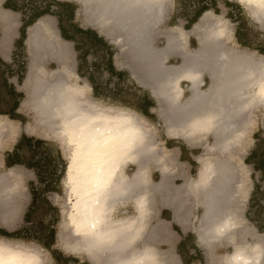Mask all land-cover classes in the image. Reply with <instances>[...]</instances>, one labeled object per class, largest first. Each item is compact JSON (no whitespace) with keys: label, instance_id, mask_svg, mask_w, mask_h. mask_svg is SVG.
I'll return each instance as SVG.
<instances>
[{"label":"bare ground","instance_id":"1","mask_svg":"<svg viewBox=\"0 0 264 264\" xmlns=\"http://www.w3.org/2000/svg\"><path fill=\"white\" fill-rule=\"evenodd\" d=\"M78 1L91 23L101 25L121 49L133 77L152 91L171 136L193 141L203 132L213 135L205 155L197 156L200 169L196 179L178 189L193 186L208 190L204 219L211 226L218 225V242L234 245V250L222 257L227 264H264V238L259 237L247 250L240 240L249 229L240 224L241 214L235 209L246 188L240 149H244L255 110L264 108V56L231 45L229 22L210 12L191 32L178 27L158 31L171 9V0ZM239 1L264 28L260 0L251 4ZM12 14L0 13L3 52L18 25ZM193 32L200 44L192 51L187 40ZM159 36L166 39L162 48L155 46ZM27 46L31 64L26 102L37 112L39 123L53 130L68 152L67 200L59 234L66 249L90 253L99 264H170L165 253H155L148 241H143L138 251L124 252L129 246L123 241L125 235L148 230L153 194L157 192L164 203L172 202L175 195L168 179L177 167L159 147L148 119L129 109L104 107L89 98L88 87L72 79L70 46L59 37L51 17L40 18L30 28ZM46 55L61 65L52 71L51 78L43 68ZM172 56L182 62L169 64ZM206 72L211 83L204 89ZM184 81L189 82L191 92L185 100ZM8 123L0 119V144L3 135L13 134ZM215 152L218 160L213 157ZM152 164L162 174L155 184L150 181ZM129 165L136 167L132 175L126 173ZM10 172L0 175L1 222L7 228L10 220L16 219L13 200L19 193ZM130 198L136 201V214L115 217L117 206ZM97 238H102V243H95ZM0 244L28 248L3 238ZM30 250L38 254L40 264H48L37 249Z\"/></svg>","mask_w":264,"mask_h":264},{"label":"crops","instance_id":"2","mask_svg":"<svg viewBox=\"0 0 264 264\" xmlns=\"http://www.w3.org/2000/svg\"><path fill=\"white\" fill-rule=\"evenodd\" d=\"M29 1L30 0H2L1 3L0 13L3 10L13 13V18L18 22V25L12 31L10 44L4 52L0 46V97H2L4 101L3 103H0V118L7 119V121L14 123L24 122V116H22L20 109L22 107V102L25 99V95L23 92L16 89L14 81L17 80L21 84L25 78H27L26 76L30 69L31 58L29 59L30 53L27 46L29 30L44 16L56 19L57 25H55L58 35L62 40L68 42L71 49V57L73 54L75 56L76 74L80 78L87 80L92 91V100L98 103L105 102L110 104L107 106H117L118 108L129 109L147 118L151 128L154 129L156 140L159 144L163 145L160 148L165 149L166 153L168 152V156L172 158L170 160V162L172 161L171 165L177 167L175 174L171 175L168 179L169 186L173 187L172 193L175 194L173 196L174 200L172 202L164 203L157 192L153 194L154 201L150 209V219L148 220L146 227L148 230L145 233L140 232L134 235H125L123 241H125V243L128 242L129 246L128 248L127 246L125 247L124 252L138 251L142 247L143 241H148L150 247L155 253L159 255L162 252L165 253L170 264H226L227 260L225 258L222 259V257L227 256L232 251H224L221 249L219 246L221 242H218V225L213 224L211 226V224L204 219L207 207L205 197L208 190L206 188H194L193 186L183 190L178 189L184 184L190 183L196 179L199 172L195 171L199 163L197 156L200 155L195 153V151L190 150V146L186 142L187 139L183 136H171L169 132V135L167 133H158L157 130L158 127L161 126V123L158 120L151 119L155 109L160 108L158 100L154 97V94L149 88L144 87L137 82L129 68L128 70L131 74L128 70L119 66L117 58L118 53L115 50V46H118L115 45L113 41H108L94 28L84 27L78 24L76 18L78 6L76 2L64 0H42L35 4H29ZM203 7L206 9L198 18V21L188 28L199 9ZM222 7L230 10L227 20L229 19L233 21L235 19L233 10H240L241 6L234 4L230 0H202V3L199 7L197 6L191 19L187 20L184 30L193 31L195 26L201 22L207 12L213 13L214 15H220ZM173 10L174 0L172 10L168 15L165 24L170 21V25L175 26V23L173 22ZM171 15H173V17ZM0 25L1 42L3 32L1 20ZM191 28L193 29L191 30ZM22 29H25V35L23 34ZM192 35L196 34L193 32L188 37L187 43L189 50H191L190 41L192 40ZM235 37L238 46L249 51L252 50L253 52H259L260 56H264V53H262L264 52V45L262 47H255L249 44L245 38L247 37V34L242 28L238 27L236 29ZM15 50H20L25 58L21 63L17 61L18 65H20V69L17 71L14 70L16 55L13 51ZM91 59L93 61H91ZM181 62L182 60L178 56H172L169 60V63L174 65ZM50 63H55L57 67L61 66L59 65V62H56L53 58L47 55L43 65L48 66ZM57 67H46V69L48 72H52L56 70ZM206 77H209L211 83V77L206 72L204 74V89L210 85V83H207ZM127 82H132L139 92L144 91L146 93L144 94V97L146 98L142 99L140 105L136 106L125 100L124 95L127 92ZM182 84L185 90V99L187 96L189 97V95H187V92H190L188 86L189 82L184 81ZM45 127L49 129L48 126L45 125ZM166 129L168 130L167 126ZM204 134L213 137L209 132H203L201 135ZM54 136L59 138L56 135ZM178 139H181L183 142L181 143ZM14 153L22 155L23 161L10 168L25 166L27 169L33 170L39 182L44 186L42 191L43 194L61 193L63 191L61 188L65 182L68 160L65 157L61 144L57 140H52L43 136L36 137L24 132L15 142L13 149L6 153L5 162L7 157L13 156ZM213 157L218 160V152L213 153ZM242 160L244 164L242 161L241 163L243 165L250 166L252 172L255 175H259L262 179L261 181L257 180V182L254 183L248 201L246 202L247 210L244 216L253 227V229H249V234L247 236L254 235L257 237H263L264 131L261 132L258 130L254 133L252 147ZM63 165H65L64 171ZM129 166L126 168L127 174ZM151 166H154L155 168L154 171L150 170V181L152 184H155L161 180L162 174L154 164ZM153 191L158 190L154 189ZM179 193H181V195H179ZM244 193L245 189L241 193V201L239 200L235 203V209L240 214V207L243 202ZM196 195H200L201 197V201H199L198 204L195 200ZM126 205L130 206L127 207ZM131 205H134L132 208L133 211L125 212V215H121V212L123 210L127 211L132 207ZM136 212V201L133 198H130L117 206L115 209V217L133 216ZM25 215L24 222L30 224L25 221ZM1 223L2 222H0V238L16 242H35L44 249H47L53 255L57 264H99L97 260H93L90 253L72 251L70 254H64L55 250L58 242L57 233L54 243L44 245L38 243L36 239H26V236L29 235H26L24 232L19 239L2 235L3 231L8 233L12 232L8 231L5 226H2L3 224L1 225ZM228 247L232 248L233 245L228 243ZM96 252L98 253V251ZM80 255L85 256L86 260H83Z\"/></svg>","mask_w":264,"mask_h":264},{"label":"rangeland","instance_id":"3","mask_svg":"<svg viewBox=\"0 0 264 264\" xmlns=\"http://www.w3.org/2000/svg\"><path fill=\"white\" fill-rule=\"evenodd\" d=\"M40 1H42V0H30L29 4H35V3H38ZM64 1H70V2H76L77 3L78 12H77L76 18H77L78 24H80L84 27L94 28L95 30H97L99 32V34L104 36L108 41H112L111 38L107 35V33L104 32L103 27L101 25H94L93 23H91L87 14L84 12L83 5L80 2H78L77 0H64ZM230 1H232L234 4H238L239 6H241L240 10H237V9L233 10V14L235 16L234 17L235 19L233 21H231L229 19L227 20L229 22V26L231 28V30H230V35H231L230 43H231V45L238 47L239 49L244 50L241 46L237 45V40L235 37V31L239 27V28H242L243 31L247 34V37H245V38L249 42V44H251L252 46H255V47H258V46L262 47L264 45V28L254 18L249 7L245 3L240 2L239 0H230ZM1 3H2V0H0V8H1ZM170 5H171V7H170L171 9L169 10V13L171 12L172 7H173V0H171ZM197 6H198V0H174V10H173L174 17H173V15H171V16L173 17V22L175 23V26L170 25V21H168L167 24H165V21L169 15V13H168L164 22L160 26L157 27V30L158 31H164V30L171 29L173 27H178V28L184 29V26L186 25L187 20L191 19V17L193 16V14L196 11ZM229 12H230V10L222 7L220 15H217V16H221L224 19H227ZM53 20H54L55 24L57 25L56 19L53 18ZM170 20H172V19H170ZM173 22H172V24H173ZM193 28H191V30ZM0 29H1V25H0ZM188 32H191V31H188ZM191 39L193 41L192 40L190 41V49L193 51L199 47V39H198L197 35H192ZM165 44H166V39L164 36H159L156 39L155 46L157 48H162ZM115 48H116L115 49L116 52L118 53L117 58H118L119 66L121 68H125L126 70H128L125 58L123 57L120 49L116 46H115ZM13 52L16 55L15 56V62H14V64H15L14 70L17 71L20 69L19 68L20 65H18L17 61L21 63V62H23V60H25V58H24V54L20 50H15ZM255 53L258 56H260L259 52H255ZM30 58L31 57H29V59ZM91 61H93V60L91 59ZM68 65L71 66V68L74 71V73L72 74L73 81L80 83V84L84 85L85 87H88V88H86L87 93L89 94L88 96H89V98L93 99L91 96L92 91L88 85L87 80L84 78H80L76 74L75 56L73 54L71 57V52L69 54ZM46 67L55 68V67H57V65L55 63H50L48 66L43 65L44 69H46ZM58 68L59 67H57V69ZM50 72L51 71H49L47 73V75H48V77L51 78L52 72L51 73ZM128 72L130 73L129 70H128ZM206 79H207V83L209 84L210 83L209 77H206ZM14 84H15L16 89L19 90L20 92H23L25 95V99L23 100L22 107L20 109L22 116H24V122H15L14 123V122L7 121V119H3L6 122H9L8 126H10L9 128L12 130L13 134L11 137H7L6 134L1 137L2 143L0 144V175L9 173L11 171L10 173H11L12 177H14L13 180L16 181V183L18 184V187L20 189L18 188L17 192H19V193L16 194V196L13 200V203H14L13 207L15 209L14 214H16L15 215L16 219L10 220L11 227H9V228L5 227V228L10 232H14L17 230L22 231L26 235H29L31 237L43 236L44 233L39 234V226L36 223V222L42 221L44 223V225L47 226V228L48 227L52 228V229L54 228V230L58 234V242H57V245L55 247V250H58V252H62L64 254H70L72 251H70L68 248L66 249L65 244H63V241L59 238V234L61 232V226H62V223L64 220L65 201L67 200V191L65 188V182H64L63 187L61 188V190H63L61 193L43 194L42 191L44 189V186L42 185V183L39 182V180L37 179V176L35 175L33 170L27 169L25 166H16L13 168H8L6 165V162H5L6 153L13 149L15 142L20 138L21 134L24 132H26L30 135H34L36 137L43 136V137H46V138H49L52 140H57L61 144V146L64 150L65 157L68 160V152H67V150H65L63 141L54 136L53 130H51V129L49 130V129H47V127H45V125L39 123V117L37 115V112L33 108H31L28 105V103L26 102L28 99V95H29V89L26 86V78L21 84L17 80L14 81ZM126 87H127V89H126L127 92L124 96H125V100L128 103L138 106L141 104L142 99L146 98V97H144V94H146V93L144 91L139 92L134 87L132 82H127ZM186 90H187V87H186ZM189 93L187 92V95L191 94V93L190 94ZM100 104L104 107H107V105H110V104L105 103V102H100ZM115 107L118 108L117 106H115ZM254 117L255 118H254L253 123L248 126V132H247L246 139L244 142V149H240L239 158H241L242 163H243L242 158L246 155V153L249 152V150L252 147L254 133L258 130L261 132L264 131V108L256 109ZM0 119H2V118H0ZM151 119L160 121L161 126L158 127V130H157L158 133H163V134L167 133L169 135V133L167 132L168 130L166 129L165 121L163 118H161L159 108L155 109ZM179 138H181V137H179ZM178 141H180L181 143L183 142L181 139H178ZM193 141H186L190 146L189 147L190 150L195 151V153H197L199 155H205L207 145L213 142V137L208 135V134H204V135H202V137L199 136L196 140H193ZM158 145H159V147L163 146L162 144H158ZM27 156L30 157L29 155H27ZM199 167H200V164L198 163V165L195 169L196 172L199 171ZM154 168H155L154 166L153 167L151 166L150 170L154 171ZM243 169L245 171V172L244 171H242V172H243V175H245L243 177L245 180L246 188H245V193L243 196V202H242L241 207H240L241 216H242V218L240 220V224L242 226L248 228V229H253L252 225L249 223L248 220L245 219V216H244L245 212L247 210V203L246 202L248 201V197L250 196V193L253 189L254 183H256L257 180L261 181L262 179L260 178L259 175H257V174L255 175L252 172V168L250 166L244 165ZM134 170H135V166L130 165L129 168L127 169V172L129 175H131L134 172ZM56 188H58V187H56ZM34 192H37L38 196H39V200H38V203L36 205V209L33 213V218H34L35 222L27 224L24 222V215L31 206ZM195 200L198 204L199 201H201L200 195H196ZM49 203H50V205H49ZM50 206L52 208H56V209H51ZM128 206H130V205H128ZM131 206L132 207L129 208L127 211L123 210L121 212V215H125V212L126 213L132 212L133 211L132 208L134 205H131ZM2 214H3V211H2V209H0V222H1ZM1 225H2V223H1ZM2 226H4V225H2ZM259 237L260 236L257 237L254 235L253 236H245L242 240H240V242H241V244L245 243L246 248L248 250L250 247L249 245H251L253 242H255ZM263 238H264V236H263ZM13 242H16V241H13ZM18 243H23L26 247H28L30 249H37L44 256V258L47 260L48 264H57L56 261L54 260L53 255L47 249H44L42 246L38 245L37 243H35V242L27 243V242H23V241H19ZM219 246L224 251H233L234 250V245L231 248V247H228V244H226L224 242H221L219 244ZM80 256L82 257L83 260H86L85 256H83V255H80Z\"/></svg>","mask_w":264,"mask_h":264},{"label":"trees","instance_id":"4","mask_svg":"<svg viewBox=\"0 0 264 264\" xmlns=\"http://www.w3.org/2000/svg\"><path fill=\"white\" fill-rule=\"evenodd\" d=\"M201 3H202V0H198V7H199V5ZM205 9H206L205 7L199 9L197 15L192 19L191 25H189L188 28H190L193 25V23H196L198 21V18L202 15V13L205 11ZM22 30H23L22 31L23 34L25 35V29H22ZM262 53H264V52H262ZM22 161H23L22 155L14 153L13 156L7 157L6 165H7L8 168H10V167H12V166H14L16 164L22 163ZM64 170H65V165H63V171ZM38 200H39L38 193L34 192L31 206H30L28 212L25 215V221L28 222V223H34L35 222L34 218H33V213H34V211L36 209V205L38 203ZM49 205H50V203H49ZM51 209H56V208H52L51 207ZM36 223L39 226V234L44 233L43 236H37V237L26 236V239H28V238L29 239H36L38 241V243H42L44 245L45 244L46 245H50V244L54 243L55 237H56V231L54 230V228L53 229L49 228V227L47 228V226H45L42 221H39V222H36ZM22 233H23L22 231H15V232H12V233H8L6 231H3L2 235L8 236V237H11V238H14V239H19V238L22 237L21 236Z\"/></svg>","mask_w":264,"mask_h":264},{"label":"snow or ice","instance_id":"5","mask_svg":"<svg viewBox=\"0 0 264 264\" xmlns=\"http://www.w3.org/2000/svg\"><path fill=\"white\" fill-rule=\"evenodd\" d=\"M251 2L252 0H247V3L251 4ZM260 4L264 6V0H260ZM3 102V98L0 97V103ZM92 227L95 228L96 224L93 223ZM95 243H102V238H97ZM0 264H40V260L34 250L20 245L0 244ZM133 264H141V262L135 261Z\"/></svg>","mask_w":264,"mask_h":264},{"label":"water","instance_id":"6","mask_svg":"<svg viewBox=\"0 0 264 264\" xmlns=\"http://www.w3.org/2000/svg\"><path fill=\"white\" fill-rule=\"evenodd\" d=\"M46 56H47V55H46ZM46 56H45V57H46Z\"/></svg>","mask_w":264,"mask_h":264}]
</instances>
